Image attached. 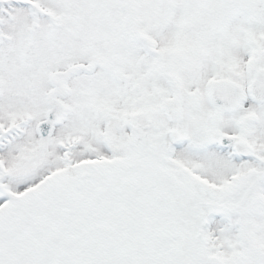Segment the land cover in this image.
Returning <instances> with one entry per match:
<instances>
[{
	"label": "snow or ice",
	"instance_id": "obj_1",
	"mask_svg": "<svg viewBox=\"0 0 264 264\" xmlns=\"http://www.w3.org/2000/svg\"><path fill=\"white\" fill-rule=\"evenodd\" d=\"M0 264H264V0H0Z\"/></svg>",
	"mask_w": 264,
	"mask_h": 264
}]
</instances>
